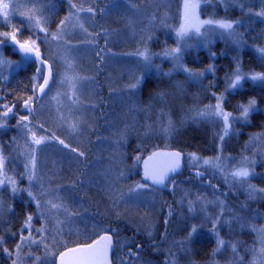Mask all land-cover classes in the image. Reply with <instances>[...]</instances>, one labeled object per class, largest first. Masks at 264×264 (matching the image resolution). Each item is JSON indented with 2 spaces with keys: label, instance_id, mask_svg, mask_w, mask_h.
Returning <instances> with one entry per match:
<instances>
[{
  "label": "snow or ice",
  "instance_id": "1",
  "mask_svg": "<svg viewBox=\"0 0 264 264\" xmlns=\"http://www.w3.org/2000/svg\"><path fill=\"white\" fill-rule=\"evenodd\" d=\"M61 4L65 10L62 17L59 15V8L52 5L51 0H31L29 12L21 13L26 17L22 30L12 23V16L19 5L12 0H0V17L10 29L0 31V81L4 82L0 85V129L7 130L14 126L17 130V134L10 138V145L0 143V225L4 232V235H0V253L3 258L7 264H114L117 261L124 264L121 253L128 246L126 255L130 258V264H141L140 260H131L139 255L138 251H133L131 245H136L137 248L143 246L138 244L134 236L122 237L120 231L110 223L105 226L104 222H99L90 233H77L75 239L70 235L67 240L63 239V229L59 227H56L53 235L47 227L37 229L33 224L34 216L37 222L43 221L47 224L51 217L56 218L57 224H60L71 223L74 218L82 215L84 205L76 197L81 196V193V199L87 197L86 189L92 181L87 172L88 153L78 143H73V140L85 133L95 132L90 116L100 107V103L94 102L92 97L97 96L102 102L101 94L94 88L97 77L108 67L110 61L121 55L135 57L132 63L139 70L119 89V92L126 93L133 111L146 110L140 104L139 96L146 75L153 71L158 77L168 78L176 72L184 73L188 81L199 84H203L206 74H211L212 79L204 87V92L211 100L203 107L197 104L189 111L193 113L191 119L207 122L219 131L215 135L214 155L210 157L205 158L196 152L185 153L183 150L162 152L159 151L160 145H153L149 151L148 144L138 143L137 154L132 156L133 162L127 164L124 160L125 154L120 150L127 140L130 126L126 125L119 132L115 147L117 163L121 166L115 173V181L106 189L112 202L113 215L116 219L126 218L125 214L130 208L146 212L154 206L157 196L165 190H170L173 196L180 193L179 203L182 206L186 204L188 212L195 215L199 209L203 213L198 224L188 225L185 239L179 242L180 248L190 254L191 241L198 228L207 227L216 239L217 247L213 250L215 255L226 243L220 237L222 222L223 225H230L232 220H240L234 214L230 219L225 216L226 212H232L225 203L229 193L243 190L249 199H264V188H258L251 182L256 175L264 173H255L257 161L244 154L247 146L238 156H232L225 151V137L238 135L237 125L251 124L252 115L264 111L255 96H250L246 102L237 101L231 111L226 108L231 103L229 98L242 95L249 83L260 90L259 95L264 99V44L257 46V37H252V44H248L245 33L239 29L241 20L217 18L215 15L201 19L200 4H189L185 0L182 22L172 26L165 20L160 21L162 27L175 33V46L165 44L160 52H152L142 39L141 46L134 52L116 53L108 47L111 30L99 24L97 18L120 15L122 7L135 13L139 11L135 0H113L111 7H102L95 2L85 5L81 0H61ZM224 6L226 9L229 7L228 4ZM232 6L239 7L242 12L247 7L250 16L254 15L264 22V4L256 12L243 3H234ZM252 23L254 21L250 20L249 27ZM24 31L27 32L26 36ZM217 38L226 44L230 42L237 49L232 56V65L224 72L222 91L217 85V53L212 49ZM147 39H151V36ZM259 40L264 41V29L260 31ZM10 46L19 54V60L13 61L3 55V50ZM245 47H253L258 53L259 71L252 65L244 66L240 53ZM199 48L208 50L211 62L203 69L188 67L185 55L189 50ZM85 53L94 57V71L84 68ZM224 54L226 53H221ZM156 59H160L161 63H156ZM165 60L171 64L168 71H164L161 66ZM28 67L32 71L25 86L26 90L20 92L12 89L9 83L10 74ZM176 87H182L180 82H176ZM5 88L9 91L5 92ZM111 90L117 92L116 88ZM165 95L163 91H157L155 98L164 103ZM61 97L65 102L63 105L60 103ZM53 101L57 102L54 113ZM151 107L149 104L148 108ZM45 113L52 116L51 122ZM166 116L167 113L162 111L158 134L171 140L177 126L170 117L164 119ZM260 128V132L250 133L249 144L264 145V121H261ZM164 147L167 148L168 145L165 144ZM259 151L261 163L264 164V147ZM52 152H56L67 165L66 175L58 176L50 170L45 171L44 161ZM158 157H164V163L158 168L150 167L149 162ZM17 160L22 164L20 170L14 166ZM185 168L194 173L189 179L194 178L201 187L208 189L211 200L207 198L208 193L199 189L183 188L178 183L177 176ZM136 176L140 179L136 180ZM24 179L27 180L26 188L20 187V182ZM129 179L133 181L131 184L127 183ZM220 180L226 185V191L221 189L218 183ZM20 193H26L27 196L24 200V219L18 232H12L9 227L12 221L5 223L3 217L7 213H15L3 197L10 194L9 199L12 200ZM209 205L215 206L216 211L212 214L207 211ZM29 206H34V212L28 210ZM173 214L172 206L168 205V217ZM60 215L64 216L63 221L58 219ZM168 222L167 218L164 219L165 225ZM252 230L258 235L260 247L258 250L255 247L245 248L244 251L252 253L253 264H264V228L253 226ZM136 231L139 232L140 229L137 228ZM143 231L152 237L151 223L146 224ZM33 232L40 237L39 240L33 236ZM6 236L19 239L14 249L7 246ZM33 245L37 249L43 247V258L35 255ZM228 247L232 252V264H247L235 243L229 242ZM169 264L174 262L169 261Z\"/></svg>",
  "mask_w": 264,
  "mask_h": 264
},
{
  "label": "rangeland",
  "instance_id": "2",
  "mask_svg": "<svg viewBox=\"0 0 264 264\" xmlns=\"http://www.w3.org/2000/svg\"><path fill=\"white\" fill-rule=\"evenodd\" d=\"M12 2L19 5L18 9L15 11V14L12 16V23L16 24L23 30L24 24L26 23V17L24 15H21V13L29 12L31 0H12ZM81 2L85 3V5L91 2H95L99 3L102 7H111L113 0H81ZM135 2H137L139 5V11L135 13L129 12L126 8L122 7L120 15L113 14L104 18H97L99 24L111 30L108 37V47L111 49V51L116 53L134 52L137 47L141 46L140 41L142 39L147 43L148 48L152 52H160L161 49L165 46V44H167L168 46H175V33L168 28L162 27L160 25V21L165 20L172 26H175L179 22H182L181 17L183 14V4L185 0H135ZM188 3L200 4L199 11L201 14V19H206L210 15H215L217 18L228 17L234 20H241L242 23L239 25V29L240 31L245 33V39L247 41V38H249L250 35H247L246 33L251 32L254 26L258 29L264 28V22H262L259 18L255 17L254 15L250 16L248 14L247 7L242 12L239 7L232 6L234 3H243L247 6H251L253 8V12H256L261 10V4H264V0H224V3H221V0H188ZM51 4L59 8V14L61 15V17L65 14V10L61 4V0H51ZM225 4L229 5L227 9L224 6ZM178 8L179 11H177ZM250 20L254 21V23L251 24V27H249ZM0 22L2 23L3 27H5V30H10L5 25V22L2 17H0ZM85 26H87V24ZM23 34L26 36L27 32L24 31ZM149 36H151V39H147V37ZM260 43L262 45L264 44V41H260ZM248 44L251 45L252 43L248 41ZM102 45L103 41H101V46ZM251 48L252 47H245L243 51H249ZM212 49L217 53V58L215 61L217 66V77L219 78L217 80V85L222 91L224 72L228 70V68L232 65V56L236 54L237 49L230 42L226 44L225 41L219 38H217L213 43ZM6 50L7 49L3 50V55L8 59H11L13 61L20 59L19 54L14 52L12 47H8L7 52ZM243 51L240 53L241 56H243ZM221 53L226 54L221 55ZM255 53L258 56V53L256 51ZM224 57H228V61L226 60L225 62ZM134 59L135 57L132 56L121 55L117 57V59L110 61L108 63V67L105 68V70L101 72L97 77V83L94 86L95 90L99 91V93L101 94L102 90L101 88L99 89V80H102V83H104L105 86V88L103 89L104 91L108 90L107 97H110L109 102L111 103V105H107V109L108 111L111 110L110 112H112L113 110L114 112H117V114L113 113L114 115H111L112 117L109 118V124L106 130L108 135L102 134L99 138L100 140L96 137L97 141L94 142V145H97L101 144V141H103V147L106 143L108 145L105 148V151L109 152V157L107 160H103V156L99 159V162L94 169L96 176L91 179V185H93V181L95 183V180L98 183L102 184L103 193L104 186L108 188L109 184L115 181V175L113 173H116V171H118L119 167L121 166L117 163L118 157L115 152V147L116 141L119 138V132L123 130L126 125L130 126L128 128L127 140L123 143V147L120 150L125 154L124 160L127 159V157L129 158V164L133 162L132 156L134 154H137L136 146L138 143L148 144L149 151H151L152 146L156 145L153 143L158 141V139L153 140V137L161 139L160 141H163V144L170 142V140H166L162 135L158 134L159 121L161 120L162 111L167 113V116L164 117V119L170 117L172 121L176 124L177 131L179 129H182L187 122H191V124L194 125H204L210 133L213 146L215 145L216 132L219 131L218 128H214L211 124L207 122L196 121L191 119L190 117L193 115V113L191 112H188L187 115L183 118V120L180 119L178 122V120H175V117H173L174 113L170 109H167L164 103L157 105V102L153 101V99L148 101V105H152L151 108H148V105L144 106L141 104L146 110L133 111L130 107V101L126 93L119 92V89L123 83L127 82V80L133 73L139 71L132 63ZM155 62L161 63V60L156 59ZM210 62L211 61L209 58L208 50L204 48L189 50L188 53L185 55V63L188 67L194 69H203ZM83 66L89 71H94V57L92 56V54L85 53L83 59ZM161 66L164 71H168L171 67V64L170 62L165 60L163 61ZM11 75L12 74H10V76ZM151 75L157 76L155 71H153L147 74L146 78L148 76L150 77ZM174 75H180L187 79L184 73L176 72L173 73V76ZM211 79V74H206L203 84H199L195 81L189 82L192 83V86H194L195 91H197L199 87H201V90L204 92V87L207 86L209 80ZM187 86L188 84L182 82L183 88ZM112 88H116L117 92H112ZM92 99L94 102L99 103V97L93 96ZM229 99L231 100V103L229 105H226V108L227 110L231 111L235 107L236 103L234 102L233 97H230ZM210 100L211 97L208 95V100H206L205 104L208 103ZM52 103V111L54 113L56 110L57 102L53 101ZM60 103L61 105L65 103L63 97L60 98ZM195 106L196 104L193 107ZM199 106L203 107L202 105ZM149 114L151 115V117L148 116ZM45 115L48 116L49 122H51L52 116L47 113H45ZM138 115H145L146 120L142 121V119L140 118L141 122H139V119H136L137 117H134ZM96 116V112L92 113L90 116V122L94 125V127L96 122ZM128 117H130L131 119ZM114 120L117 121V129L114 128ZM135 121L136 123L141 124V128L138 132H134L133 127L136 124ZM100 122L101 124H104L103 121ZM246 126L247 124L237 125V128L239 129V134L236 136L225 137V151L226 153L232 156H238L245 149V146H247V151L244 152V154L251 158L257 159L255 153H260L259 149L262 148L263 145L249 144L250 133L247 132ZM4 131V129H0V135H2ZM16 134L17 130L15 127H13L11 134L8 135L9 145L11 144L10 138L12 136H15ZM92 134L93 133H86V136L90 137V135ZM94 135H98L96 130L94 132ZM82 138L83 136L73 140V142H81ZM128 138L129 145L131 144L129 152L123 150L124 147L127 145ZM87 143H89L87 148L83 149L88 153L87 172L89 173L91 167L94 165V162L97 163L98 159H96V155L93 154L91 142L88 141ZM87 143H81V145ZM96 145L94 147V152ZM103 147L101 146V148ZM161 147L159 149L170 148ZM251 150L252 155H249L248 152H251ZM6 151L7 149H5V152ZM203 156L205 158L210 157L205 156L204 154ZM90 160H93L92 163L90 162ZM263 165L264 164H262L260 161H257L254 168L255 173H264ZM14 166L17 167V170L22 169V164L19 163V160L14 162ZM43 166L45 171L50 170L51 172L57 173L58 176H63L67 174V165L64 164L63 161H61L60 156L56 152L48 154V158L44 161ZM142 167L143 166L141 165V171ZM185 173L186 176H184L180 180H177L178 183H180L183 188H193L194 190L199 189L201 192L208 193L207 198L211 200L212 196L208 192L207 188L201 187L199 185V182L194 178L189 179L190 176H194V173L190 172L187 168H185ZM90 176L91 175L89 174V177ZM135 179L139 180L140 177L136 176ZM132 182V179H129L127 181V183L129 184H131ZM251 182L255 184L258 188H264V175H256L254 178H252ZM218 183L220 184L222 190H227V187L223 184L222 180L218 181ZM20 187H27L26 179L20 182ZM119 187H123V185H119ZM102 192L100 191V193L96 194L95 196L98 197V200H103L107 196V205L109 207V210L111 211H103L104 213L101 212V216L98 218L97 221L93 217V214H89V211L84 207V209L86 210H81L82 215L80 217L74 218L71 223L65 222L57 224V219L50 217V222L45 224V222L43 221L37 222L34 216V227L37 229L41 227H47L48 230L53 233V235H55L56 227H59L60 229H63V239L67 240L70 235L73 239H75L77 233H90L92 229L96 226V224L99 222H104L105 226H108V224L110 223L115 229L118 230L120 226L123 225L124 227H128L129 231H132L128 236H134L138 244L143 246L142 248H137L136 245H131L133 251H138L139 253L138 256L132 257L131 260H140L141 264H169V261H173L174 264H232V252L231 249L228 247L229 242L236 244L240 256L244 257L247 264H253L252 253L250 251L245 253L244 249H251L255 247L258 250L260 247L258 235L252 229L253 226L256 228H264V210L262 208L264 205V199H249L247 197V194L243 190L229 193V198L225 201V203L232 210L231 213L226 212L225 216L230 219L231 215L234 214L239 217L240 220H232L230 225H223L222 222V226L220 227V237L224 239L226 243L225 247L221 248L218 252H216L215 255H213V250L217 247L216 239L215 236L208 231L207 227L203 229L198 228L197 234L193 237V240L191 241L190 254H186L184 250L180 248L179 242L185 239L188 225L193 223L198 224L203 216V213H200L199 209H197V213L195 215L193 213L188 212L187 205L185 204L182 206L179 203L180 193H178L176 196H173L170 190L165 191L168 195L166 196L164 194H161L162 200L161 195H158L156 200L154 201V206L148 208L146 212L145 210L130 208L125 214L128 219V222L130 223L129 224L127 221L123 220L124 218H115L112 211V202L108 198V195H106V193L105 195H103ZM9 195L10 194L4 195V201L6 203H10L11 208H13V201L21 200L23 201L22 206L23 210L25 211L24 200L27 199L26 193H20L15 199L12 200L9 199ZM93 196L94 195L92 194L90 198H92ZM164 201H166V203H164ZM168 205H171L174 210V214L171 217H168ZM31 211L34 212V206H31ZM207 211L209 214L214 213L216 211L215 206L209 205ZM10 213H7L3 217L4 222H6V218L7 216H9ZM166 218L169 220L167 225L164 224V219ZM58 219L60 221H63L64 216L60 215ZM132 222H137V225L132 227L134 225ZM148 223H151L152 225V237H149L147 233L143 231L144 226ZM137 228L140 229L139 232L136 231ZM18 230H16V232H18ZM120 232L122 233V231ZM24 234L27 235V232H25ZM47 234L48 233L46 232L45 235ZM0 235H4L2 225H0ZM33 236L37 240L40 239V237L37 236L35 232H33ZM5 239L7 240V246L10 249H14L15 243H19V239L15 237L6 236ZM202 240L208 241V243L211 244V248H208L207 252L205 253V257L201 258L200 256L198 257V254L194 251V245L196 242ZM48 242L51 246V237H49ZM32 248L34 250L35 255L43 258V247L37 249L36 246L33 245ZM122 253L124 255V251ZM1 258H3L2 253H0V259ZM3 261L5 264H7V261L5 259ZM123 261L124 264H130L129 256H124ZM114 264H119V262H114Z\"/></svg>",
  "mask_w": 264,
  "mask_h": 264
},
{
  "label": "trees",
  "instance_id": "3",
  "mask_svg": "<svg viewBox=\"0 0 264 264\" xmlns=\"http://www.w3.org/2000/svg\"><path fill=\"white\" fill-rule=\"evenodd\" d=\"M142 1H144V0H142ZM3 30H5V27H3L2 23L0 22V31H3ZM260 31H261V29H258L254 26V28H253V30H251V32L246 33L247 35H250L249 38H247V37L246 38L248 39V41L250 43H252L251 38L257 37V46H259V45H261V43H260L261 40H259ZM252 48L249 51H243L242 59L244 62V66L248 67L249 65H252V66L256 67L257 71H259L260 69L258 67V56L256 55L254 48L253 49ZM6 49H7L6 50V52H7L8 48H6ZM224 59H225V62H226V60L228 61V57H224ZM31 71H32L31 68L28 67V68L20 69L17 72H15L14 74H12L9 77V83H10L11 88L14 90H19L20 92L25 91L26 90L25 86L28 84V79H29V76L31 75ZM176 82H180L181 85H182V82H184V83L188 84V86L185 88H183V87L177 88ZM3 83H4L3 81H0V85H2ZM100 88L102 90L101 91L102 102L99 100L100 107L96 110L97 116H96V122H95V130H96L98 135L96 136L93 133L89 137V136H86V133H85L83 135V138L81 139V142L80 141L79 142L78 141L73 142V143H78L84 149L87 148V146L89 144L87 142L89 140L91 142L93 154L96 155V159H98V161H97V163L94 162V165L91 167V170L88 173V175L89 174L91 175L90 179H93L96 176L94 169H95L96 165L98 164L99 159L103 156L104 157L103 160H107L109 157V152L105 151V148L108 145L106 143L103 147V144H104L103 141H101V144H97V145L95 144L96 148H95V152H94V147H95L94 142L97 141L96 137L98 138L102 134L108 135L106 130H107V127L109 124V118H111L114 115L113 113L117 114L116 111L114 112V110H113L112 112H110L111 110L108 111V109H107V105H111V103L109 102L110 97H107L108 90L104 91L103 88H105V86H104V83H102L101 79L99 80V89ZM249 89L251 91H249ZM4 91L7 92V91H9V89L5 88ZM157 91H163L166 94L164 104L166 105L167 109H170L175 114V115L173 114V117H175V120H178V122L180 119L183 120V118L187 115V113L190 112L189 110L194 108L193 106L195 104L196 105L199 104V105L203 106L205 104L206 100H208V94H205L201 90V87H199V89L197 91H195V88H194V86H192V83H190L187 79H185L184 77H182L180 75H174L171 78L158 77L155 75H151L150 77L148 76L145 79L143 90L139 96L140 104L147 106L149 103L148 101L153 99V101L157 102V105H160L162 102L158 99L156 100V98H155ZM259 91L260 90L258 88H254L251 85V83H249L248 85H246L245 92L240 96L234 97L233 100L235 103H237V101L246 102L250 96H255L258 100V105L260 107L264 108V99H262L260 97ZM150 94H151L152 98H150ZM11 98L12 97L10 96L9 99H11ZM183 100H185V101H183ZM148 116L151 117L150 114ZM134 117L135 118L137 117L136 119H139V122H141V119H142V121L146 120L145 115L144 116L138 115V116H134ZM128 118H130V117H128ZM97 120H98V122H97ZM100 121H103L104 124H101ZM261 121H264V111L254 113L252 115L251 124H247V126H246L247 132L248 133L260 132L261 131V128H260ZM114 122H115L114 128L117 129V121L114 120ZM135 123H136V121H135ZM14 124H15V121L13 120L12 125H14ZM13 127L14 126L5 130L2 133V135H0V143H2L5 146L9 145L8 135L11 134ZM133 128H134V132H138L141 128V124L136 123ZM91 137H92V139H91ZM152 139L153 140L158 139V141L154 142L153 144L160 145V147L162 146L161 148H163L165 144H167L168 147H170L169 149H159V150H183L185 153L196 152L197 154H200V155L204 154L205 156H212L214 153V146L212 144L210 133H209L208 129L204 125H201V124L200 125H194V124H191V122H187L186 125L183 126L182 129H179L178 131H176V133L174 134V136L172 137V139L170 140L169 143L163 144V141H160L161 139L156 138V137H153ZM81 143H87V144L81 145ZM101 146L103 148H101ZM130 147H131V144L129 145V138H128L127 145L124 147L123 150L129 152ZM263 147H264V145H263ZM5 149H7V147ZM248 154L252 155V150H251V152H248ZM255 156H257L256 160L261 162L260 153L256 152ZM92 161L93 160H90L91 163H92ZM125 162L127 164H129V158L128 157H127V159H125ZM80 167H81V169L83 168V166H80ZM113 174L115 175V173H113ZM184 176H186L185 169H184L183 173L178 176V179L180 180ZM194 186H196V185H194ZM106 189H107V187L104 186V193H103L102 192V184L98 183L95 180V183L93 181V185L88 186L86 189L87 190V197L81 199V197H83V193H81V196L76 197V199L81 200V203L89 211V214H93V217L96 219V221L101 216L100 215L101 212L104 213L103 211H111V210H109V207L107 205V201H108L107 196L103 200L102 199L98 200L97 199L98 197L95 196L96 194L100 193V191L103 193V195H105ZM90 194L91 195L93 194L94 196L92 198H90L91 197ZM162 194H164L166 196L168 195L167 192H165V191ZM12 205H13L12 209H13V212L15 213V215H13V213H10L9 216H7V218H6V222L11 220L12 223L9 225V227H10L12 232H16V230H18V228H20L21 221L24 219V210H23V206H22L23 201H21V200L15 201L14 200ZM262 208L264 210V205ZM28 210L31 211V206L29 207ZM90 211H91V213H90ZM123 220L128 222L127 217L124 218ZM132 223L134 224L132 227L137 225V222H132ZM119 231H122V233L121 232L120 233L123 237H131L128 235L132 231H129L128 227H124L123 225H121L119 228ZM194 248H195L194 251L198 254V257L200 256L202 258V257H205V255H206L205 253L207 252L208 248L209 249L211 248V244L208 243V241H206V240H202V241L196 242L194 245ZM3 260H4L3 258L0 259V264H5Z\"/></svg>",
  "mask_w": 264,
  "mask_h": 264
},
{
  "label": "water",
  "instance_id": "4",
  "mask_svg": "<svg viewBox=\"0 0 264 264\" xmlns=\"http://www.w3.org/2000/svg\"><path fill=\"white\" fill-rule=\"evenodd\" d=\"M205 1V0H203ZM11 47V46H10ZM159 151H167V150H159ZM170 151H176V150H170ZM165 161V158L164 157H158L156 159H154L153 161H150L149 164H150V167H160Z\"/></svg>",
  "mask_w": 264,
  "mask_h": 264
},
{
  "label": "flooded vegetation",
  "instance_id": "5",
  "mask_svg": "<svg viewBox=\"0 0 264 264\" xmlns=\"http://www.w3.org/2000/svg\"><path fill=\"white\" fill-rule=\"evenodd\" d=\"M177 180H179L178 177H177ZM165 191H167V190H165ZM121 236H122V235H121ZM122 237H123V236H122ZM131 237H132V236H131ZM113 239H114V241H115L116 238L114 237ZM123 251H124V255H123V253H121V256L124 258V256H126V253L128 252V246H125Z\"/></svg>",
  "mask_w": 264,
  "mask_h": 264
}]
</instances>
